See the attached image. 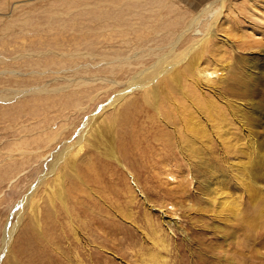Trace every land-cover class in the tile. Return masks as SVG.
Returning a JSON list of instances; mask_svg holds the SVG:
<instances>
[{
    "label": "rangeland",
    "instance_id": "rangeland-1",
    "mask_svg": "<svg viewBox=\"0 0 264 264\" xmlns=\"http://www.w3.org/2000/svg\"><path fill=\"white\" fill-rule=\"evenodd\" d=\"M263 9L264 0H0V264H210L218 249L222 264H264V236L252 256L235 245L241 231L237 240L215 236L229 226L187 164L136 173L99 152L111 165L99 185L113 182L115 193L85 198L69 177L56 182L87 145L113 141L112 131L97 132L123 104L109 103L161 54L209 33L202 47L216 43V57L201 68L221 79L226 54L238 68L263 62ZM246 39L256 48L240 49ZM92 200L101 208L80 216Z\"/></svg>",
    "mask_w": 264,
    "mask_h": 264
},
{
    "label": "bare ground",
    "instance_id": "bare-ground-1",
    "mask_svg": "<svg viewBox=\"0 0 264 264\" xmlns=\"http://www.w3.org/2000/svg\"><path fill=\"white\" fill-rule=\"evenodd\" d=\"M193 26H189L186 32ZM209 38L208 33L183 52L172 48L161 54L152 67L142 71L126 91L109 103V106L123 104L108 116L106 129L97 131L102 138L105 130L112 131L113 141H105L103 150L95 143L85 148L82 136L78 144L85 148L86 153L79 160H70L68 156L70 162L65 168L69 175L65 176L63 172L56 177V182L60 185L69 177L85 198L97 197L99 193H115L113 182L99 185L104 171L111 169L99 152L120 167L126 164L136 173L138 165L143 173L148 165L164 163L182 167L187 164L204 179L199 188L208 197L207 203L217 209L214 218L229 226L225 229L220 226V232L215 236L221 241L231 237L237 240L235 231H241L243 240L235 245L238 249H249L252 256L255 239L264 236V233L260 234L264 227V88L258 86L264 80V61L259 63L255 59L243 67L239 64L241 68H238L234 65L237 62L232 63L229 60L232 57L226 54L228 57L224 55L223 62H220L228 74L221 79L211 66L201 68L205 61L216 57V43L208 42L202 47ZM194 39L191 36L187 41ZM247 40L239 43L240 49H253L258 43L255 39L251 40L252 43ZM206 57L208 59L205 60ZM216 76L220 80H215ZM204 82L213 84L205 87ZM204 89L210 94L204 95ZM129 97L131 99H127ZM60 161L54 165L62 163ZM120 174L123 175L122 172L117 173L118 180L125 181V176ZM168 177L175 179L177 176ZM63 190L57 194H62ZM235 192L241 193L240 196L234 195ZM90 203L92 207L82 210L80 216L90 217V210L101 208L95 200ZM93 221L96 222V217ZM216 251L214 258L208 261L210 264H222V251Z\"/></svg>",
    "mask_w": 264,
    "mask_h": 264
}]
</instances>
